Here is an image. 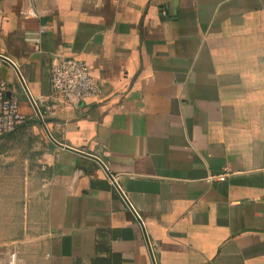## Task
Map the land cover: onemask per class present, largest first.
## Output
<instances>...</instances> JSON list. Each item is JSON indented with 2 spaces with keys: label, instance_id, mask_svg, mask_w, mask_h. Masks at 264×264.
<instances>
[{
  "label": "crops",
  "instance_id": "1",
  "mask_svg": "<svg viewBox=\"0 0 264 264\" xmlns=\"http://www.w3.org/2000/svg\"><path fill=\"white\" fill-rule=\"evenodd\" d=\"M33 4L23 19L0 0V56L53 141L0 61L25 118L1 137L22 151L0 159L2 264H264V0ZM62 58L102 95L63 106L49 78ZM65 148L104 163L143 227L103 168Z\"/></svg>",
  "mask_w": 264,
  "mask_h": 264
},
{
  "label": "built area",
  "instance_id": "2",
  "mask_svg": "<svg viewBox=\"0 0 264 264\" xmlns=\"http://www.w3.org/2000/svg\"><path fill=\"white\" fill-rule=\"evenodd\" d=\"M19 1L21 2L19 14L23 19L37 18L33 0ZM44 31L45 27L41 26L36 32L28 33L25 40L37 47ZM49 78L53 95L65 107L94 100L102 95L101 86L90 76L87 65L80 60L62 58L54 61ZM6 94L7 86L0 73V138L11 134L25 122L17 102ZM7 264H16L15 254L8 257Z\"/></svg>",
  "mask_w": 264,
  "mask_h": 264
},
{
  "label": "water",
  "instance_id": "3",
  "mask_svg": "<svg viewBox=\"0 0 264 264\" xmlns=\"http://www.w3.org/2000/svg\"><path fill=\"white\" fill-rule=\"evenodd\" d=\"M0 61H2V62H4V63L8 64L9 66H11V67L14 69V71L16 72V74H17V76H18V78H19V81H20V83H21V85H22V88H23L24 92L26 93V96L28 97V100L30 101L32 107L34 108V111H35V113H36V116H37V119H38L39 123H40L41 126L43 127V129H44V131L46 132V134H47V136L49 137V139H50L51 141H53V140L51 139V136H50L49 133L47 132V129H46V127H45V123H44V121H43V119H42V117H41V115H40V113H39L37 107L35 106V103H34L32 97L30 96V94H29V92H28L26 86L24 85V83H23V81H22V78H21V76L19 75V72H18L17 68L15 67V65H14V64H13V63H12L7 57L0 56ZM6 95L8 96V94H6ZM56 145L59 146V147L61 146V145H59V144H56ZM61 147H62V146H61ZM65 149H66V150H69V151H71V152H73V153H75V154H80V155H83V156L89 157V158L93 159V161H95V162H96L101 168H103V170L105 171L106 175H107V176L109 177V179L113 182V185H114L115 189L117 190V192L119 193V195L121 196V198L124 200V202L126 203V205L128 206V208L134 213L135 218H136L137 222L139 223V225H141V227H143V226H142V221H141V219H140V218L137 216V214L132 210L130 204H129V203L127 202V200L125 199V196H123V194H122V192L119 190L117 184L114 182L112 175L107 171V169H106L104 163H103L100 159H98V158H96V157L88 156L87 154H83L82 152H78V151L72 150V149H70V148H65ZM145 239H147V238H145Z\"/></svg>",
  "mask_w": 264,
  "mask_h": 264
},
{
  "label": "rangeland",
  "instance_id": "4",
  "mask_svg": "<svg viewBox=\"0 0 264 264\" xmlns=\"http://www.w3.org/2000/svg\"><path fill=\"white\" fill-rule=\"evenodd\" d=\"M21 141H22V137H21ZM9 143L19 144L21 142H20V140H16L15 141V138L14 137H12L10 139H5V140L3 138H0V147L2 146L1 149H3V150L5 149L3 152L0 153V159L1 160L7 159L10 156L9 153H11L12 155H18L17 158L18 159H21L22 158V151H17V150H13L12 152L9 151L10 150V148H8ZM7 168H8L7 167V164H4L2 162L0 163V169H5L6 170ZM17 170H22V166L20 165V167ZM0 174H1V172H0ZM5 183H7V181L2 182L0 180V191H2L4 189L3 188L4 186L7 187V184H5ZM4 190H6V189H4ZM3 237H5V238L8 237V231H6V230H0V238H3ZM6 248L7 247L0 246V264H2L3 263V260L5 259L3 256H4L5 252H6V250H5Z\"/></svg>",
  "mask_w": 264,
  "mask_h": 264
}]
</instances>
